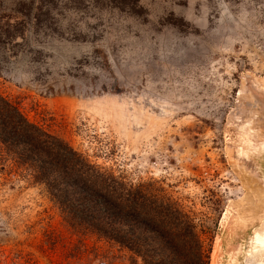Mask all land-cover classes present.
I'll list each match as a JSON object with an SVG mask.
<instances>
[{
  "label": "rangeland",
  "instance_id": "rangeland-1",
  "mask_svg": "<svg viewBox=\"0 0 264 264\" xmlns=\"http://www.w3.org/2000/svg\"><path fill=\"white\" fill-rule=\"evenodd\" d=\"M19 1L32 19L0 45V94L92 163L161 187L209 264H245L264 222V0H0V14ZM0 264L130 263L0 162Z\"/></svg>",
  "mask_w": 264,
  "mask_h": 264
},
{
  "label": "trees",
  "instance_id": "trees-1",
  "mask_svg": "<svg viewBox=\"0 0 264 264\" xmlns=\"http://www.w3.org/2000/svg\"><path fill=\"white\" fill-rule=\"evenodd\" d=\"M32 9L31 2L19 1L0 14V45L25 38ZM37 9L33 16L40 23L49 13ZM0 162L43 187L74 233L124 251L130 264L210 263L193 220L161 187L130 182L92 163L1 94Z\"/></svg>",
  "mask_w": 264,
  "mask_h": 264
},
{
  "label": "bare ground",
  "instance_id": "bare-ground-1",
  "mask_svg": "<svg viewBox=\"0 0 264 264\" xmlns=\"http://www.w3.org/2000/svg\"><path fill=\"white\" fill-rule=\"evenodd\" d=\"M249 245V251L246 254L245 264H262L263 259H261V257L264 256V222L252 232Z\"/></svg>",
  "mask_w": 264,
  "mask_h": 264
},
{
  "label": "water",
  "instance_id": "water-1",
  "mask_svg": "<svg viewBox=\"0 0 264 264\" xmlns=\"http://www.w3.org/2000/svg\"><path fill=\"white\" fill-rule=\"evenodd\" d=\"M261 259H263V263H262V264H264V256H263V257H261Z\"/></svg>",
  "mask_w": 264,
  "mask_h": 264
}]
</instances>
